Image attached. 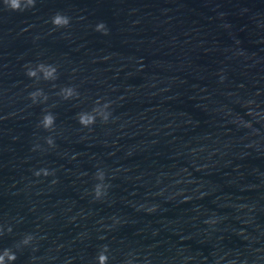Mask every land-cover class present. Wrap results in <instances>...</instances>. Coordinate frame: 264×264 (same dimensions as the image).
<instances>
[{
    "label": "water",
    "instance_id": "obj_1",
    "mask_svg": "<svg viewBox=\"0 0 264 264\" xmlns=\"http://www.w3.org/2000/svg\"><path fill=\"white\" fill-rule=\"evenodd\" d=\"M5 249L264 264V0H0Z\"/></svg>",
    "mask_w": 264,
    "mask_h": 264
},
{
    "label": "clouds",
    "instance_id": "obj_2",
    "mask_svg": "<svg viewBox=\"0 0 264 264\" xmlns=\"http://www.w3.org/2000/svg\"><path fill=\"white\" fill-rule=\"evenodd\" d=\"M6 2L9 4V6L12 8V9H19L21 8V5L22 4H25V3H31V0H6ZM51 66H45L43 64H40V65H37V67L35 69L33 68H28V70L26 71V74L29 75V76H36L37 75V71H39L40 73H42V76L44 79H48L51 75H52V71L53 70H50ZM63 91V90H62ZM29 95L31 96L33 102H35V99L37 96H43L41 90L37 89L36 91L34 92H31L29 93ZM44 99H46V96L43 97ZM105 119H107V113L105 114ZM52 120H53V117L51 115V113H45L43 114V117L42 119L40 120V124L43 125L45 128H48L52 125ZM82 122H90V121H84L82 119ZM47 142L49 144L52 143V139L51 137L47 138ZM43 171L45 174H47V171L46 170H41ZM37 175L39 174V172L36 173ZM100 178L102 179L103 178V173L102 172H98ZM101 186L100 185H96V188H95V194L97 196H99L101 194ZM31 239L30 236H27L25 237V239L22 241L23 243H27L28 240ZM5 256H7V261L8 262H11L15 259V254L10 252L8 249H5L3 251H0V264H6V261H5ZM101 260H103V256H101Z\"/></svg>",
    "mask_w": 264,
    "mask_h": 264
}]
</instances>
